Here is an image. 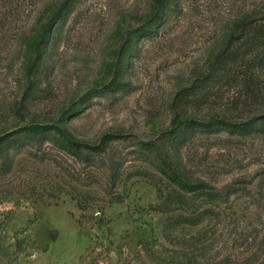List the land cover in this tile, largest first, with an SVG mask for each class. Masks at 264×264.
Listing matches in <instances>:
<instances>
[{
	"label": "rangeland",
	"instance_id": "rangeland-1",
	"mask_svg": "<svg viewBox=\"0 0 264 264\" xmlns=\"http://www.w3.org/2000/svg\"><path fill=\"white\" fill-rule=\"evenodd\" d=\"M64 3L59 33L43 39ZM169 3L163 25L131 46L157 0H0V135L56 123L90 145L117 136L87 161L48 140L9 154V168L0 157V264H264V133H201L170 151L189 182L230 189L191 204L212 210L195 225L177 222L183 192L140 144L176 115L264 108L243 110L233 82L202 101L180 93L264 0Z\"/></svg>",
	"mask_w": 264,
	"mask_h": 264
},
{
	"label": "trees",
	"instance_id": "trees-1",
	"mask_svg": "<svg viewBox=\"0 0 264 264\" xmlns=\"http://www.w3.org/2000/svg\"><path fill=\"white\" fill-rule=\"evenodd\" d=\"M169 5V0H157V13L147 19L138 32L129 37V45L133 46L134 43L137 45L141 37H148L154 31H157L166 20V9ZM66 8L64 3L59 10L53 13L43 39H51L53 33L55 35L59 33L60 20ZM263 73L264 12L260 15L241 18L238 21V33L233 34L228 46L217 54L207 74L196 78L191 86L183 89L180 93L192 96L195 102L202 101L214 95L223 83L233 82L238 86V94L242 98L238 103L242 105L243 110L252 106L264 107ZM220 131L241 137L263 134L264 108L254 113V115L245 117L240 115L235 119L220 116L197 119L190 116L179 117L176 115L171 121L170 128L155 140L140 142L144 152L147 151V154H145L146 159L151 161L156 170L160 171L183 192L179 195V202L185 206L187 205L184 207L187 214L177 216L178 223L198 224L212 210L204 208L199 211L197 207L191 208V204L197 200L201 204L223 202L228 200L231 192L227 188L217 189L201 179L189 182L183 177V172L179 171V162L173 160L169 153L171 150L180 149L197 134H214ZM114 137L117 136L105 135L99 143L90 145L76 140L66 128L59 126V124H29L0 135V157L6 158L2 165L9 168L12 163V159L8 158L9 154L27 144L37 146L48 140L70 155L87 161L103 154L107 149V144ZM151 156L152 159L150 160L149 157Z\"/></svg>",
	"mask_w": 264,
	"mask_h": 264
}]
</instances>
